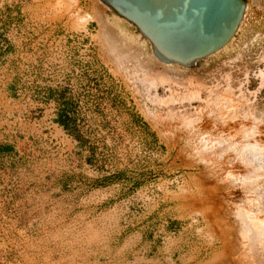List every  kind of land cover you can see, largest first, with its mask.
<instances>
[{
	"label": "rangeland",
	"instance_id": "rangeland-1",
	"mask_svg": "<svg viewBox=\"0 0 264 264\" xmlns=\"http://www.w3.org/2000/svg\"><path fill=\"white\" fill-rule=\"evenodd\" d=\"M245 2L233 41L186 68L159 63L136 29L99 0H0V264L205 260L208 237L217 235L206 217L244 196L224 192L225 203L217 191L231 189L227 178L252 189L264 177L245 166L252 156L243 150L250 142L262 151L264 124L254 127L240 107L256 105L264 119V0ZM87 14L95 20L78 27ZM147 77L167 83L150 90L140 83ZM211 142L218 152L202 165L196 151ZM185 197L204 208L210 200L211 214L198 207L190 215L197 206L186 207ZM231 250L217 249L215 262L228 264Z\"/></svg>",
	"mask_w": 264,
	"mask_h": 264
},
{
	"label": "water",
	"instance_id": "water-1",
	"mask_svg": "<svg viewBox=\"0 0 264 264\" xmlns=\"http://www.w3.org/2000/svg\"><path fill=\"white\" fill-rule=\"evenodd\" d=\"M131 24L165 64L186 68L221 50L243 18L245 0H99Z\"/></svg>",
	"mask_w": 264,
	"mask_h": 264
},
{
	"label": "bare ground",
	"instance_id": "bare-ground-1",
	"mask_svg": "<svg viewBox=\"0 0 264 264\" xmlns=\"http://www.w3.org/2000/svg\"><path fill=\"white\" fill-rule=\"evenodd\" d=\"M69 1V0H68ZM79 1L80 0H71V3H72V5L73 6H75V5H77L78 3H79ZM70 3V2H69ZM58 6H59V4H58ZM72 6V7H73ZM70 9H71V7H70ZM247 9H248V5H246V8H245V12H244V15H243V18H242V20H241V22H240V24H239V26H238V28H237V30H236V33L234 34V36L232 37V39L221 49V51H223L232 41H233V39L236 37V35H237V33H238V31H239V29H240V27H241V25H242V23H243V21H244V19H245V16H246V12H247ZM96 17H98V15L96 16ZM100 17V16H99ZM95 17H92L91 15H82V16H80V18H78L79 19V22H77L76 21V25L78 26V27H80V26H82L83 28H85L91 21H93V20H95L94 19ZM101 21V18L100 19H98V21ZM96 21H97V19H96ZM97 21V22H98ZM77 23H80L79 25L77 24ZM102 22H100L99 24H101ZM74 24V25H75ZM82 27H80V28H82ZM106 27V26H105ZM109 26H107V28H108ZM74 29V28H73ZM120 31V30H119ZM103 32V31H102ZM104 33V32H103ZM102 33V34H103ZM107 33V32H106ZM104 35H105V33H104ZM107 35V34H106ZM112 35V34H111ZM100 36V35H99ZM104 37V36H103ZM107 37V36H106ZM105 37V38H106ZM110 37V36H109ZM113 37V36H112ZM112 37H110V38H112ZM115 37V36H114ZM100 38H101V36H100ZM107 39V38H106ZM109 39V38H108ZM120 39V38H119ZM113 40V39H112ZM116 40V39H115ZM137 40V39H136ZM101 41H103V40H101ZM104 41H105V39H104ZM109 41V40H108ZM108 41H106L107 43H108V45L110 44V42H108ZM111 42H113V41H111ZM104 43V42H103ZM113 44V43H112ZM111 44V45H112ZM114 45V44H113ZM249 45V44H248ZM118 46V45H117ZM110 48H112L111 46H109ZM108 48V47H107ZM116 47L114 46V48H113V51H114V49H115ZM248 48V47H247ZM242 50H243V48H242ZM112 51V50H111ZM221 51H219V52H221ZM115 52H117V51H115ZM115 52H114V54H115ZM219 52H217L216 54H218ZM112 53V52H111ZM113 54V53H112ZM111 54V55H112ZM216 54H214V55H216ZM118 55V54H117ZM260 56V61L261 62H264V51H263V53L261 54V55H259ZM156 58V57H155ZM119 59V58H118ZM157 59V58H156ZM117 60V59H116ZM158 60V59H157ZM121 60H119V62H120ZM259 61V62H260ZM158 62L159 63H162L161 61H159L158 60ZM200 62L201 61H197L196 63H195V65H199L200 64ZM117 64H118V62H117ZM120 64V63H119ZM123 64V63H122ZM163 64H165V63H163ZM124 65H122V67H123ZM194 66V65H193ZM121 67V66H120ZM124 71V70H123ZM125 73V72H124ZM248 71L245 69V74H247L248 75ZM240 75V74H239ZM246 75V76H247ZM258 76V75H257ZM228 77V80H229V83H232V82H234V78H233V80H232V77L229 75V76H227ZM260 77L262 78V86L264 87V71L262 72H260ZM258 78H259V76H258ZM144 80L143 81H141L140 83H142V84H145L146 86H148V88L151 90V88H153V87H155L156 88V86H158V84H159V82L160 83H162V85L163 84H165V83H167L166 82V80H167V78L165 79V78H159L160 80H157V79H155V78H151V77H147V78H143ZM248 80V79H247ZM236 82H237V80H236ZM248 82V81H247ZM227 83V82H226ZM230 85H232V84H230ZM200 89H202V88H200ZM218 89V88H217ZM229 89H231V88H229ZM209 90V92H211V95L213 96V91H210L211 89H208ZM226 91V90H225ZM230 92V91H229ZM215 93V92H214ZM231 93V92H230ZM223 94V93H222ZM229 94V93H228ZM233 95V94H232ZM222 96V95H221ZM230 96V95H229ZM244 96V95H243ZM192 97H193V99L194 98H196V93L195 94H193L192 95ZM220 97V96H219ZM216 98V99H219V101L218 102H220L221 103V101H220V98ZM233 97V96H232ZM244 98H245V96H244ZM221 99H222V97H221ZM223 99H224V97H223ZM228 99V98H227ZM230 99H231V97H230ZM229 99V100H230ZM246 99V98H245ZM209 101H211V100H209ZM223 101V100H222ZM233 101V100H232ZM216 102V101H215ZM228 102L229 101H227V103H226V105L228 104ZM213 103V102H212ZM217 103V102H216ZM215 103V104H216ZM230 103V102H229ZM219 104V103H218ZM214 105V104H213ZM219 105H221V104H219ZM246 105V106H245ZM228 106V105H227ZM243 106V107H242ZM221 107V106H220ZM241 108H242V113H244V119L245 118H248L249 119V117L251 118V120L252 121H254L256 124H252L254 127H262V125L264 124V119H263V116L262 115H258V113H257V106L256 105H252V104H244V105H241L240 106ZM245 107L247 108V113H246V111H245ZM241 108H239L238 110H240ZM235 112H236V110H235ZM238 113H239V111H238ZM236 114H237V112H236ZM239 115V114H238ZM230 116V115H229ZM169 130V129H168ZM253 131V130H252ZM251 131V129H243V132H245V133H253ZM241 132H242V130H241ZM167 133V132H166ZM244 133V134H245ZM172 135V134H171ZM180 135V134H179ZM249 135H251V134H249ZM249 135H244V137L245 136H249ZM178 136V135H177ZM173 137V136H172ZM250 137V136H249ZM254 138V136H253V134L251 135V137L250 138ZM174 138V137H173ZM252 138V139H253ZM178 139V138H177ZM242 139V138H241ZM245 139H249L248 137L247 138H245ZM179 140H180V138H179ZM222 141V140H221ZM233 141V140H232ZM251 141V140H250ZM257 141V140H256ZM202 142V141H201ZM235 142V141H234ZM252 142H254V140L252 141ZM259 142V141H258ZM258 142H257V144H258ZM203 143V142H202ZM212 143V142H211ZM219 143V142H218ZM250 142H247L246 143V145L244 146V151H245V153H247L248 151H250L249 152V154L247 153V155H249V156H252V158H248L246 161L247 162H244L245 163V166H246V164H248V165H253V168L255 167L256 169H258V171L260 170L261 172H264V146H263V148H262V151H260V152H257L256 151V149H253L252 147H249L250 146V144H249ZM170 144V143H169ZM173 144V143H172ZM253 144V143H252ZM256 144V143H255ZM213 147H211V148H209V149H204V150H197V149H194V148H192V149H194L192 152H194V151H196L197 153H196V155H197V157H199L198 159H199V161L202 163V165L204 164V165H207L208 166V161H206L207 159H205L204 158V156H206L207 155V153L208 152H218V151H215L216 149H217V145H213V143L211 144ZM249 145V146H248ZM263 145V144H262ZM227 147V149H228V147H231V148H233L232 146H230L229 144L228 145H226ZM255 146V145H254ZM258 146V145H257ZM257 146H256V148H257ZM200 147V146H199ZM205 147V146H204ZM206 147H207V145H206ZM221 147V146H220ZM225 147V146H224ZM235 147H237V146H235ZM219 148V147H218ZM192 149H190V150H192ZM222 149V148H221ZM230 149V148H229ZM233 150V149H232ZM235 150V149H234ZM222 151V150H221ZM231 151V150H230ZM237 152H243V154H241V157L242 158H244V159H246L247 157H244L246 154H244V151H242L241 149L239 150V148L236 150ZM182 152V151H181ZM180 152V153H181ZM191 151H189L188 152V155L190 156L191 155V153H190ZM195 153V152H194ZM227 153V152H226ZM235 153V152H234ZM224 154H225V152H224ZM240 154V153H239ZM210 155H212V154H210ZM246 155V156H247ZM182 156V155H181ZM188 156V157H189ZM193 156V155H192ZM192 156H190V157H192ZM208 156H209V154H208ZM208 156H207V158H208ZM217 157V156H216ZM239 157H240V155H239ZM184 158V157H183ZM201 158V159H200ZM223 158V157H222ZM188 159H190V160H192L191 158H188ZM193 159H195L194 157H193ZM218 159V158H217ZM234 160V159H233ZM239 160V159H238ZM240 160H242V159H240ZM187 161V160H186ZM237 161V160H236ZM242 161H245V160H242ZM189 162V161H188ZM191 163H192V161H190ZM229 162H232V160L231 161H229ZM194 163V162H193ZM237 162H235V163H232L233 165H235ZM241 163V162H240ZM240 163H238V164H240ZM196 164V163H195ZM198 164V163H197ZM243 164V163H242ZM190 165V164H189ZM192 165H194V164H192ZM213 165H215V164H213ZM217 165V164H216ZM247 165V166H248ZM207 166H205V167H207ZM204 168V167H203ZM210 168V167H209ZM209 168H207V169H209ZM223 168V167H222ZM203 170V169H202ZM257 171V170H256ZM257 171V172H258ZM204 172V171H203ZM204 177H206L205 175H204ZM194 178V177H193ZM211 178V177H210ZM224 178H227V177H224ZM240 178V177H239ZM239 178H237V177H233V178H231V179H229V178H227V180H225L227 183H228V185H229V188L231 187V189H228V188H223V186H222V188L221 187H219V188H221L220 190H221V192H220V190H219V193H218V191H217V193H218V195H216L215 194V192H213L214 194H215V200L217 199V197H218V199H217V201H219L220 199H219V196H225L224 195V192H226V193H229L230 194V191L232 192V191H235V193L233 192V194L234 195H236V192H239V193H242V194H244V196H242V194H240L243 198V202L244 203H247V204H249V208H247L246 210H245V208H242V207H244L243 205H242V201H240V199H239V201L241 202V203H239L240 205H234L233 203H232V201H231V203H230V201H229V203L227 204V206H226V209H222L223 207H221V209H222V211H223V213L222 214H220V213H215V211H214V209L212 210V211H214V216L213 215H209L210 217H206L205 216V214L206 215H208V213H205L208 209H209V213H210V209H212L211 208V206H213V205H211V203H209V201L210 200H208V202H206V203H208V204H210V208L208 207V204H207V207H205V208H208L205 212L203 211V210H201L200 212L202 213V211L205 213L204 214V217H206V220H207V224H210V223H213L214 225H215V228H216V230H217V235L215 236V235H210L211 237H208L207 239L208 240H210V242L208 243L209 244V247L208 248H210L212 251H211V253L210 254H208L207 255V257L205 258V260L201 263V264H225V263H217V262H215V258H216V256L218 255L217 253L218 252H215L217 249H222V250H231V251H229L230 253H228L227 251H225L226 253H228L227 255H229V257H230V262L228 263V264H243L244 262H246V263H248L249 262V264H253L254 262H256L257 260H258V263L260 262V260H261V262L260 263H262L263 264V262H264V259H262L263 258V256H264V177L262 178V181H258V183H256V185H254L253 187H252V189L251 188H249L246 184H247V182L248 181H246V180H243V179H239ZM205 179V178H204ZM207 179H208V176H207ZM215 179V178H214ZM251 179V178H250ZM254 179H255V177H254ZM257 179V178H256ZM193 180V179H192ZM221 180V179H220ZM260 180V179H259ZM194 181H196V180H194ZM205 181V180H204ZM222 181V180H221ZM224 181V179H223V183L225 182ZM254 181V180H253ZM256 181V180H255ZM199 182V181H198ZM202 182L203 181H201V184L200 185H198V183H197V185H198V188H200L201 187V185H202ZM214 182V181H213ZM206 183V182H205ZM209 183V182H208ZM216 183H218L217 181H216ZM220 183V182H219ZM250 183V182H249ZM204 184V183H203ZM206 185V184H205ZM214 185H216V184H214ZM220 185H222V184H220ZM226 185V184H225ZM249 185V184H248ZM253 185V184H252ZM184 186V185H183ZM233 186L235 187V189H233ZM208 187H212V185H208ZM215 187V186H214ZM217 187V186H216ZM238 189H237V188ZM188 188V187H187ZM205 187L203 186V188L202 189H200V193L202 194V191H203V189H204ZM210 189V192L211 191H214V188H213V190L211 189V188H209ZM249 189V190H248ZM182 190H185V189H182ZM207 190V189H206ZM206 190L204 191V193H207L206 192ZM184 192H186L185 194H187L188 195V191H184ZM209 192V190H208V193L209 194H211ZM181 194H184V193H181ZM200 194V195H201ZM213 194V195H214ZM205 195H208V194H205ZM183 196V195H182ZM181 196V197H182ZM226 196H227V194H226ZM226 196L224 197V199L226 200ZM205 197V196H204ZM186 198V197H185ZM213 197H210V199H212ZM228 198V197H227ZM232 198V197H231ZM147 199V198H146ZM176 199V198H175ZM187 199H189V198H186V200H184V198H183V200L186 202L187 201ZM195 199V198H194ZM203 198L201 197V199H200V201L202 200ZM205 199V201H206V199H208V198H204ZM229 199H230V197H229ZM238 199H235V202H237L236 200H238ZM214 200V199H213ZM214 200V201H215ZM233 200V199H232ZM191 201H193V200H191ZM195 201V200H194ZM200 201H198V202H200ZM222 201V200H221ZM238 201V202H239ZM202 203H203V201H201ZM223 202H228L227 200L226 201H223ZM222 202V203H223ZM189 201H187V206L186 207H188V205L189 204H191V207L192 206H197V205H192V204H195L194 202H191V203H189ZM215 203V202H214ZM217 203V202H216ZM225 203H224V205H225ZM183 204V203H182ZM186 204H183V206H185ZM219 204H220V202H219ZM200 205V204H199ZM204 205V204H203ZM206 205V204H205ZM204 205V206H205ZM183 206H181V207H183ZM216 206V205H215ZM239 206V207H238ZM189 207H190V205H189ZM198 207H202V206H197V208H196V210L195 211H191L190 210V212L192 213H190V215H193V212H197L198 210L197 209H199L200 210V208H198ZM214 207V206H213ZM218 207V206H217ZM219 207V208H220ZM204 210H205V208L204 207H202ZM201 208V209H202ZM189 209V208H188ZM195 209V208H194ZM193 208H192V210H194ZM215 209H216V207H215ZM218 211H220L219 209H218ZM217 212V211H216ZM186 213H188V212H186ZM201 213H199L200 215H201ZM213 213V212H212ZM211 214V213H210ZM196 215H198V213H196ZM189 216V215H188ZM187 216V217H188ZM198 217V216H197ZM226 219V220H225ZM192 220V219H191ZM212 226V225H211ZM214 228V227H213ZM87 229V228H86ZM210 230V229H209ZM200 231V230H199ZM216 233V232H215ZM208 234V233H207ZM211 238V239H210ZM220 246V247H218V248H216L217 246ZM234 245V246H233ZM22 247V246H21ZM233 247V248H232ZM237 250V254L235 253V255L233 254V250ZM213 252H215L211 257H210V255L213 253ZM223 252V251H222ZM224 256V253L222 254V256H220V257H223ZM218 257L219 256H217V260H218ZM226 257H228V256H226ZM225 258V257H224ZM31 259V258H30ZM168 259H170V258H168ZM192 259V258H191ZM24 260V259H23ZM155 260V259H154ZM216 260V261H217ZM219 260H220V258H219ZM218 260V261H219ZM214 261V262H213ZM221 261V260H220ZM219 261V262H220ZM224 261V260H223ZM227 261V260H226ZM228 261H229V258H228ZM227 261V262H228ZM263 261V262H262ZM145 262V261H144ZM158 262H160V261H158ZM226 262V263H227ZM253 262V263H252ZM161 264V263H160Z\"/></svg>",
	"mask_w": 264,
	"mask_h": 264
},
{
	"label": "trees",
	"instance_id": "trees-1",
	"mask_svg": "<svg viewBox=\"0 0 264 264\" xmlns=\"http://www.w3.org/2000/svg\"><path fill=\"white\" fill-rule=\"evenodd\" d=\"M129 25V24H128Z\"/></svg>",
	"mask_w": 264,
	"mask_h": 264
}]
</instances>
